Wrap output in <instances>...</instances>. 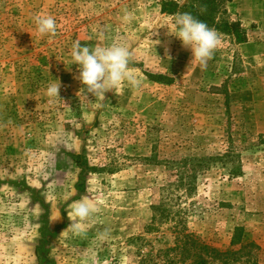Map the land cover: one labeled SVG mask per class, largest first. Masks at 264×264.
I'll use <instances>...</instances> for the list:
<instances>
[{
    "label": "rangeland",
    "instance_id": "rangeland-1",
    "mask_svg": "<svg viewBox=\"0 0 264 264\" xmlns=\"http://www.w3.org/2000/svg\"><path fill=\"white\" fill-rule=\"evenodd\" d=\"M162 1L0 0V264H37L43 209L27 187L48 206L51 228L62 225L61 208L65 229L71 223L79 169L67 153H82L99 169L88 174L85 195L100 211L86 224L87 239L63 229L49 241L56 264H85L83 249L107 264H139L172 246L175 222L221 251L241 228L250 262L264 264V0L225 4L246 40L220 34L206 70L168 34L175 15L160 13ZM125 10L134 14L130 23L122 20ZM39 15L55 18V36L38 34ZM99 26L108 29L104 39ZM76 40L128 46L143 87L106 93L101 109L81 105L83 85L71 61ZM55 79L61 100L46 95ZM229 150L239 155V175L229 173L237 163L216 160ZM183 168L200 172L191 194L176 187ZM160 204L168 220L148 233ZM104 228L110 239L98 247L94 237Z\"/></svg>",
    "mask_w": 264,
    "mask_h": 264
},
{
    "label": "clouds",
    "instance_id": "clouds-1",
    "mask_svg": "<svg viewBox=\"0 0 264 264\" xmlns=\"http://www.w3.org/2000/svg\"><path fill=\"white\" fill-rule=\"evenodd\" d=\"M133 18L134 14L125 10L122 17L123 22L130 23ZM34 20L39 35L55 36L57 34V22L52 15H39ZM107 32L106 26H99L96 29V34L101 39L106 38ZM168 34L177 37L183 47L191 51L190 63H197L201 70L207 69L208 62L213 59L221 44L220 34L190 12L177 13L173 17L172 30H168ZM154 42L155 44L160 43L159 40ZM169 51L168 48L165 49L166 55ZM132 59V51L123 43L113 42L104 46L89 47L81 46L80 40L74 41L71 61L72 64L78 65L79 74L76 78L83 85L78 95L81 105L88 104L101 109L106 104L103 102L108 92L118 94L122 86L140 90L143 87V79L129 67ZM60 88V81L55 79L48 85L46 95L51 99L61 100ZM89 94L95 97L94 103L90 102ZM68 207V217L71 223L62 233L70 232L75 238L87 239L86 224L99 213L100 209L93 202L92 197L87 194L73 201ZM110 235V230L104 228L95 234L94 243L102 247L108 242ZM81 251L85 264H107V261H100L94 249Z\"/></svg>",
    "mask_w": 264,
    "mask_h": 264
},
{
    "label": "trees",
    "instance_id": "trees-1",
    "mask_svg": "<svg viewBox=\"0 0 264 264\" xmlns=\"http://www.w3.org/2000/svg\"><path fill=\"white\" fill-rule=\"evenodd\" d=\"M231 0H185L179 4L173 0H166L160 3V13L163 15L174 16L177 13L190 12L192 15L205 22L210 28H214L219 34L232 37L236 43H244L246 40L241 23L238 21H229L225 4ZM203 9V11H202ZM152 81L163 82V76L147 75ZM70 160L79 169L77 180L74 185L76 198H81L85 195V184L88 174L99 171L98 168L88 166V162L84 154L67 153ZM227 163H237L229 173L232 176L239 175L241 172L238 161L239 155L232 151H227L221 156H217L216 160ZM215 161V160H214ZM235 161V162H234ZM222 163V162H221ZM222 164V165H224ZM184 169V168H183ZM185 170V169H184ZM180 171V170H179ZM198 168H192L190 172L185 170V173L179 172V179L176 187L184 189V193L191 194L195 191L194 181L199 174ZM186 174L190 182L184 183L183 176ZM187 185L186 188H184ZM15 186H17L15 184ZM35 199L39 202L42 213V228L40 231V239L35 246L34 253L37 264H56L50 258L49 241L54 240L59 232L65 229L67 225L66 215L61 208L63 219L62 225L51 228L48 224V206L37 198V190L26 188ZM153 217L146 230L148 233L157 230V227L163 225L168 220L169 211L164 207V204L153 207ZM180 222L174 223L173 243L164 249L158 250L157 254H147L142 257L139 264H255L250 262L251 252L248 250L249 245L242 243V229L235 228L233 236L230 240L229 248L225 251L217 250L212 247L196 234L189 232L186 226H180ZM243 257L246 260L241 262Z\"/></svg>",
    "mask_w": 264,
    "mask_h": 264
}]
</instances>
